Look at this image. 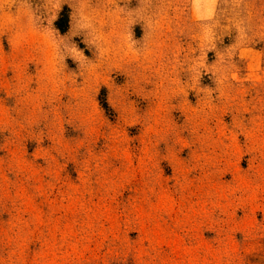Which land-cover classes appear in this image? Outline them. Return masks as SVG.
<instances>
[{
    "label": "rangeland",
    "instance_id": "1",
    "mask_svg": "<svg viewBox=\"0 0 264 264\" xmlns=\"http://www.w3.org/2000/svg\"><path fill=\"white\" fill-rule=\"evenodd\" d=\"M0 264H264V0H0Z\"/></svg>",
    "mask_w": 264,
    "mask_h": 264
},
{
    "label": "trees",
    "instance_id": "2",
    "mask_svg": "<svg viewBox=\"0 0 264 264\" xmlns=\"http://www.w3.org/2000/svg\"><path fill=\"white\" fill-rule=\"evenodd\" d=\"M59 23H60V21H58V22H57L58 26H60V24H59ZM60 29H62V30H63V28H60ZM104 105H106V106H107L106 102H105V104H104Z\"/></svg>",
    "mask_w": 264,
    "mask_h": 264
}]
</instances>
